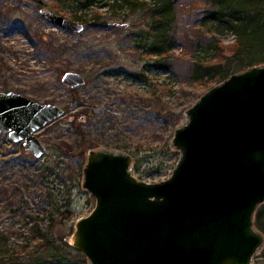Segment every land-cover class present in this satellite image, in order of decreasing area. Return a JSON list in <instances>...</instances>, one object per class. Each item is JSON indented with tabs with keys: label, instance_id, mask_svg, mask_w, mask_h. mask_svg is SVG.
Here are the masks:
<instances>
[{
	"label": "rangeland",
	"instance_id": "rangeland-1",
	"mask_svg": "<svg viewBox=\"0 0 264 264\" xmlns=\"http://www.w3.org/2000/svg\"><path fill=\"white\" fill-rule=\"evenodd\" d=\"M59 1L65 8H59ZM94 4L80 11L82 6L72 0H0V92L19 93L65 111L37 132L47 150L41 158L0 133V234L11 236L10 247H15L27 222L56 200L60 205L70 200V211L61 216L60 231L68 234L64 243H56L57 264H89L72 246L76 223L96 206L95 197L83 188L88 153L125 152L133 157L132 173L139 180L169 179L180 158L173 146L176 129L187 124V110L218 85L197 83L194 62L220 61L211 47L214 42L221 41L222 57L231 54L234 44L231 33L219 34L203 24L205 13L214 7L211 0H177L178 41L167 62H162L171 66L166 71L162 65L149 64L138 47L149 22L146 11L124 7L114 14L105 3ZM42 9L82 23L84 30L57 26L42 16ZM74 10L84 21L71 16ZM124 24L128 26L123 28ZM67 72L82 74L85 84L65 85ZM142 73L148 82L131 77ZM120 146L127 149H116ZM14 195L24 204L20 211H15ZM47 225V220L40 224L43 230Z\"/></svg>",
	"mask_w": 264,
	"mask_h": 264
},
{
	"label": "water",
	"instance_id": "water-1",
	"mask_svg": "<svg viewBox=\"0 0 264 264\" xmlns=\"http://www.w3.org/2000/svg\"><path fill=\"white\" fill-rule=\"evenodd\" d=\"M41 14L69 31L84 30L55 12ZM63 82L78 88L86 81L67 72ZM64 114L0 92V133L36 158L47 153L37 132ZM186 115L173 138L180 158L165 181L136 178L128 153H88L83 188L96 206L76 223L72 246L89 264H253L264 246L254 223L264 203V66L231 75Z\"/></svg>",
	"mask_w": 264,
	"mask_h": 264
},
{
	"label": "trees",
	"instance_id": "trees-1",
	"mask_svg": "<svg viewBox=\"0 0 264 264\" xmlns=\"http://www.w3.org/2000/svg\"><path fill=\"white\" fill-rule=\"evenodd\" d=\"M72 1L82 6L81 9L79 8L80 11L94 7L96 1L105 3L104 5L109 6L114 14H118L124 7L131 12L146 11L149 22L143 34L139 35L137 42L138 47L142 48L145 56L149 58L147 62L153 63L157 68L164 66L162 62H167L170 52L177 45L178 38L175 30L177 0ZM211 1L214 7L205 13L203 24L218 31L219 34L231 33L234 36V44L231 54L222 57L224 50L221 41L214 42L211 47L221 60L214 62L213 58H200L194 62L193 79L204 87L219 84L231 75L248 68L264 65V0ZM61 2L59 1V8H65ZM77 12L74 10L73 14H70L76 20L84 21V16H78ZM164 67L166 71L171 70L169 64ZM131 77L144 83L149 81L143 73ZM155 93L157 94V91ZM157 98L160 100L163 94L157 95ZM116 149L127 148L120 146ZM66 202L67 204L60 205V202L56 200L33 222H27L16 238L21 243L15 247H10L11 236L0 234V264H57L60 257L56 243H64L68 234L60 231L64 224L61 216L70 211L71 201L67 199ZM13 205L17 208L13 209L15 211H20L24 205L18 195H14ZM46 220L48 225L43 230L40 224ZM254 223L256 228L264 234V203L257 209ZM254 264H264V247L261 254L254 259Z\"/></svg>",
	"mask_w": 264,
	"mask_h": 264
},
{
	"label": "flooded vegetation",
	"instance_id": "flooded-vegetation-1",
	"mask_svg": "<svg viewBox=\"0 0 264 264\" xmlns=\"http://www.w3.org/2000/svg\"><path fill=\"white\" fill-rule=\"evenodd\" d=\"M68 86V85H67ZM70 87V86H69ZM72 88V87H71ZM9 136V135H8Z\"/></svg>",
	"mask_w": 264,
	"mask_h": 264
}]
</instances>
